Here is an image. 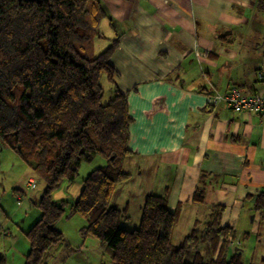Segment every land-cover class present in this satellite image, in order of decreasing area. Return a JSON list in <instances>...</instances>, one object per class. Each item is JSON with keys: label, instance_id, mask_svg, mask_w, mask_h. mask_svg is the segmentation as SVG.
<instances>
[{"label": "trees", "instance_id": "16d2710c", "mask_svg": "<svg viewBox=\"0 0 264 264\" xmlns=\"http://www.w3.org/2000/svg\"><path fill=\"white\" fill-rule=\"evenodd\" d=\"M256 6L264 10V0H256ZM106 18L100 0H0V143L26 161L33 159L29 166L45 184L36 204L40 218L25 232L24 264H44L49 250L63 240L56 224L66 211L68 218L85 219L81 238L97 240L112 264H244L233 250L239 249L232 245L234 229L221 223L220 206L174 243L182 207L169 210L168 188L145 197L137 228L121 225L130 217L112 197L131 177L125 165L133 156L128 148L132 119L127 94L116 88L110 65L119 40L93 54ZM103 74L114 87L106 103ZM93 155L105 165L83 180L74 202H55L52 193L73 181L81 161ZM204 176L192 197L195 205L204 202ZM253 204L263 212L264 193ZM0 264H5L1 255Z\"/></svg>", "mask_w": 264, "mask_h": 264}, {"label": "crops", "instance_id": "0c3cea01", "mask_svg": "<svg viewBox=\"0 0 264 264\" xmlns=\"http://www.w3.org/2000/svg\"><path fill=\"white\" fill-rule=\"evenodd\" d=\"M100 2L108 38L119 40L110 65L132 119L133 156L125 170L137 172L141 182L149 172L143 201L169 189V210L182 207L173 233L179 243L185 236L179 227L191 231L220 206L222 225L235 231L234 251L244 255V240L264 247V211L253 207L264 193V116L207 103L231 88L248 96L264 92L258 78L264 71V10L256 0ZM202 175L204 202L195 205ZM114 205L129 209V202ZM255 262L264 264V248L246 264Z\"/></svg>", "mask_w": 264, "mask_h": 264}, {"label": "rangeland", "instance_id": "374dc122", "mask_svg": "<svg viewBox=\"0 0 264 264\" xmlns=\"http://www.w3.org/2000/svg\"><path fill=\"white\" fill-rule=\"evenodd\" d=\"M108 34V25L104 20L99 27V35L102 38L96 39L94 42V55L103 52L109 46L110 41L114 40L113 35L111 34L108 38ZM100 84L104 90L103 103H106L111 98L114 87L108 82L105 74L101 76ZM32 161L33 159H27V161L22 159L11 148L0 143V255L4 257L5 264H24L29 251V242L25 237V232L35 224L41 215L36 204L43 193L45 184L38 180L32 172L29 166ZM104 165L105 160L99 155H93L81 161L74 180L63 182L52 193V199L57 203L74 202L81 192L83 180L94 169ZM148 177L149 172H146L143 182H141L142 179L138 178V173L133 172L130 179L124 184H120L114 191L113 205L117 203L123 207V203L129 202L128 216L130 220L121 223L126 229L133 230L139 226L140 205L143 202L142 194L149 185ZM29 179L32 181L29 182ZM30 185L33 186L32 189H28ZM84 226H86L84 218L78 215L68 218L66 211L56 224V228L63 234V240L49 250L44 264H112L109 255L100 247L97 240L81 238V230ZM183 227L185 226L183 225ZM189 230L185 231L179 227L177 231L184 232L182 235L186 236L189 234ZM173 242L179 243L176 238L173 239ZM236 243L234 244L236 245ZM253 243L252 240H244L240 247L241 251H244L241 259L245 264L252 257L255 261V257H258L264 248L263 246L254 247ZM263 243L261 242V245ZM255 264L259 263L255 262Z\"/></svg>", "mask_w": 264, "mask_h": 264}, {"label": "built area", "instance_id": "2783aa9c", "mask_svg": "<svg viewBox=\"0 0 264 264\" xmlns=\"http://www.w3.org/2000/svg\"><path fill=\"white\" fill-rule=\"evenodd\" d=\"M258 78L264 81V71L258 72ZM208 106H215L218 104L226 105L235 113L248 112L252 114H260L264 116V92L256 93L254 95H244L235 88H231L225 94L216 93L207 99ZM30 180V181H29ZM31 182L32 180L29 179ZM34 186V181H33ZM31 185L28 187L32 189ZM233 245V244H232Z\"/></svg>", "mask_w": 264, "mask_h": 264}]
</instances>
